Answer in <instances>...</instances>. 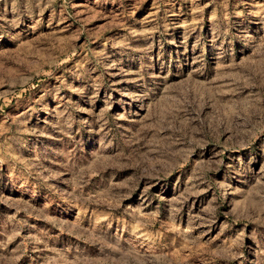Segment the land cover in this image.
Instances as JSON below:
<instances>
[{"label": "rangeland", "instance_id": "1", "mask_svg": "<svg viewBox=\"0 0 264 264\" xmlns=\"http://www.w3.org/2000/svg\"><path fill=\"white\" fill-rule=\"evenodd\" d=\"M0 264H264V0H0Z\"/></svg>", "mask_w": 264, "mask_h": 264}]
</instances>
